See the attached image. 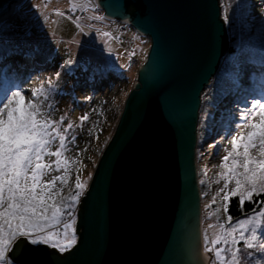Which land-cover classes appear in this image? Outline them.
Masks as SVG:
<instances>
[{
	"label": "water",
	"instance_id": "1",
	"mask_svg": "<svg viewBox=\"0 0 264 264\" xmlns=\"http://www.w3.org/2000/svg\"><path fill=\"white\" fill-rule=\"evenodd\" d=\"M104 3L150 47L78 206L71 264H209L195 159L201 95L229 48L219 0Z\"/></svg>",
	"mask_w": 264,
	"mask_h": 264
},
{
	"label": "snow or ice",
	"instance_id": "2",
	"mask_svg": "<svg viewBox=\"0 0 264 264\" xmlns=\"http://www.w3.org/2000/svg\"><path fill=\"white\" fill-rule=\"evenodd\" d=\"M86 3L93 12L89 19H107L100 15L104 0ZM79 6L73 0L71 10ZM253 11L261 26L259 67H245L243 49L232 56V85L242 93L245 107L234 115L227 129L231 147L222 157L218 174L223 186L217 193L221 204L215 210L217 222L204 229L203 250L212 254L209 264H264V0L254 4ZM56 14L66 15L59 9ZM33 16L43 17L45 24L49 20L33 0H10L7 9L0 11V72L23 77L21 83L0 90V264H71L79 243L78 205L93 173L82 180L81 169L76 167L74 185L70 183L72 169L81 161L67 155L76 140L75 135L70 136L74 125H65V114L55 116V94L62 73H70L79 61L75 55H67L62 63L57 62L46 81L25 88L23 85L33 79L31 70L37 65L47 66L51 55L34 34L28 35ZM222 18L226 24L231 23L227 11ZM76 27L84 33L79 23ZM89 28L85 35L91 34L92 26ZM103 35L110 33L105 31ZM108 53L111 56L110 49ZM97 70L102 71L99 67ZM253 72L258 76L253 77ZM29 91L31 95L27 96ZM79 120L87 121L88 115ZM93 138L98 139V134ZM81 151H87V147L77 148L78 155ZM232 198H237L244 218L234 219L229 214ZM215 201L214 196L212 203ZM246 202L253 205L248 212L244 211ZM221 211L226 219H221ZM208 229H214L211 236ZM52 256H56L55 262Z\"/></svg>",
	"mask_w": 264,
	"mask_h": 264
},
{
	"label": "rangeland",
	"instance_id": "3",
	"mask_svg": "<svg viewBox=\"0 0 264 264\" xmlns=\"http://www.w3.org/2000/svg\"><path fill=\"white\" fill-rule=\"evenodd\" d=\"M33 2L42 6V11L49 17V20L45 24L43 17L33 16L27 28L28 35L33 36L34 34V39L50 50L51 55L47 66L37 65L31 70L33 79L30 84L23 86L25 88L39 86L55 70L57 62L62 63L67 55H75L79 61L70 73H62L55 94V99L58 101L55 116L58 118L65 114V125L68 122L74 125L70 136L75 135L76 140L72 142L70 151L67 153L71 160L81 161L72 169L70 183L74 185L76 167L81 169L79 175L82 180L87 179L89 172H94L93 162L95 161L96 165L113 134L124 99L135 83L137 67L146 60L150 40L148 37L138 36L130 26L122 27L124 25L122 23L89 19L93 12L86 0H75L80 5L75 10H71L73 0H33ZM94 2L97 1L94 0ZM258 2L259 0H219L221 20L225 26L228 45H231L234 52L229 57L224 56L221 59L211 85L204 88L201 95L195 162L201 199L202 243L204 229L209 224H216L215 210L221 207L217 193L223 186V180L218 174L222 171L220 168L222 157L231 147L228 144L230 137L227 135V129L231 126L234 115H238L239 109L245 107L242 105L243 101H238L239 105L232 104L224 95L232 88L234 89L231 78L235 65L232 62V56L239 49L244 50L243 55L250 51L248 50L250 49L249 44L252 50L260 52L261 26L259 18L253 11V5ZM44 5L47 7L44 8ZM57 9L65 12L66 15L58 16ZM225 11L231 18L229 24H226L222 18ZM100 15H103L102 11ZM68 16L72 19L69 20ZM77 23L84 28V33H88L89 26H92L91 34L81 33L76 27ZM105 31L110 35L104 36ZM45 33L48 35L45 36ZM109 49L111 56L108 53ZM133 52L136 54L135 63L128 65L126 55ZM258 52H253V55H258ZM243 55L242 59L246 67ZM120 65H123V68ZM97 67L106 72L117 71L121 78L109 75L107 83L103 81L105 83L98 85L96 89L84 86L82 84L84 78L94 73ZM16 76L14 73L0 72V90L10 89L13 85L21 83L23 77L20 76L17 82ZM105 78L107 76H103V79ZM236 94L241 93L235 92L231 96ZM26 95L30 96V91ZM206 95L207 99H205ZM85 97H90V99L86 100ZM84 114L88 115V120L79 125V117ZM97 134L98 139H94L93 137ZM89 140L91 143H88ZM213 144H216V147H210ZM86 147L87 151L77 154V148ZM214 196L216 201L213 204ZM206 204L209 205L208 209L205 208ZM208 213H211V216ZM220 216L222 220L226 219L222 211ZM213 231L214 229H208L210 236Z\"/></svg>",
	"mask_w": 264,
	"mask_h": 264
},
{
	"label": "trees",
	"instance_id": "4",
	"mask_svg": "<svg viewBox=\"0 0 264 264\" xmlns=\"http://www.w3.org/2000/svg\"><path fill=\"white\" fill-rule=\"evenodd\" d=\"M129 10L131 11V9H129ZM105 21H107V20H105ZM248 50H250V51H247L243 55L245 57L246 64H247L246 68L248 70H251L253 68H258L259 67L260 52L257 51L258 55L254 56L253 52L257 53L256 50L255 49L252 50V48H250ZM233 52L234 51L232 50V47L230 45L229 48H228V52L226 53L225 56L229 57ZM129 55L132 56V53H129V54L126 55L127 59H128ZM127 62H128V60H127ZM109 75L120 77V75H119V73L117 71L109 70V72H106L104 70H102V71L96 70L94 73L87 75L84 78L82 84L84 86H86V87H89V88H92V89H96L98 87V85H101L102 83H105V82L107 83V80L109 79ZM103 76H107V78L103 79ZM256 76H258V73L253 72V77H256ZM103 81H105V82H103ZM235 92H238V91H236L235 89L232 88L230 90V92H227L224 95L229 100V102H231L232 104L234 103L236 105H239L238 101H240V100L242 101V97L240 98L242 93L240 95L236 94V95H234L232 97L231 95H233ZM238 93H240V92H238ZM242 105L245 106L244 103ZM197 155H198V152H197ZM257 207H259V206H257ZM252 208H253V205L251 203H248V202L245 203V205H244V211L245 212H248ZM229 214L232 215L234 217V219H242V218H244L243 214L241 213V211L238 208V200H237V198H232L231 199L230 204H229Z\"/></svg>",
	"mask_w": 264,
	"mask_h": 264
},
{
	"label": "built area",
	"instance_id": "5",
	"mask_svg": "<svg viewBox=\"0 0 264 264\" xmlns=\"http://www.w3.org/2000/svg\"><path fill=\"white\" fill-rule=\"evenodd\" d=\"M107 20V19H106ZM113 22V21H112ZM138 34V36H140V37H144L142 34H140V33H137ZM133 63H135V59H134V57L133 56H131V55H129L128 56V65H133ZM211 85V83H209V86ZM81 203V202H80ZM79 203V204H80ZM79 206V205H78ZM78 210H79V208H78Z\"/></svg>",
	"mask_w": 264,
	"mask_h": 264
},
{
	"label": "bare ground",
	"instance_id": "6",
	"mask_svg": "<svg viewBox=\"0 0 264 264\" xmlns=\"http://www.w3.org/2000/svg\"><path fill=\"white\" fill-rule=\"evenodd\" d=\"M108 19V18H107ZM108 22H111V21H114L113 19H109V20H107ZM112 23V22H111ZM125 23H127V26L129 25V23L128 22H125ZM125 23H122V24H125ZM140 66V65H139ZM138 66V67H139ZM138 67H137V69H138ZM20 78V76H16V79L15 80H17V82H18V79ZM204 251V250H203Z\"/></svg>",
	"mask_w": 264,
	"mask_h": 264
},
{
	"label": "clouds",
	"instance_id": "7",
	"mask_svg": "<svg viewBox=\"0 0 264 264\" xmlns=\"http://www.w3.org/2000/svg\"><path fill=\"white\" fill-rule=\"evenodd\" d=\"M101 11V10H100ZM107 20H109V19H107ZM112 22V21H111ZM114 22V21H113ZM129 26V25H128ZM137 34V33H136ZM210 83H211V81H210Z\"/></svg>",
	"mask_w": 264,
	"mask_h": 264
}]
</instances>
